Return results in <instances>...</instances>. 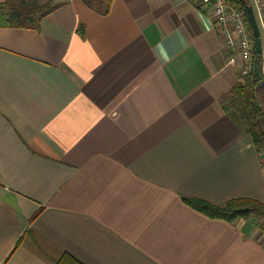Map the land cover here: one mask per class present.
<instances>
[{
	"label": "crops",
	"instance_id": "obj_1",
	"mask_svg": "<svg viewBox=\"0 0 264 264\" xmlns=\"http://www.w3.org/2000/svg\"><path fill=\"white\" fill-rule=\"evenodd\" d=\"M51 4L0 28V264H264L256 227L182 199L264 202L223 27L190 0Z\"/></svg>",
	"mask_w": 264,
	"mask_h": 264
},
{
	"label": "trees",
	"instance_id": "obj_2",
	"mask_svg": "<svg viewBox=\"0 0 264 264\" xmlns=\"http://www.w3.org/2000/svg\"><path fill=\"white\" fill-rule=\"evenodd\" d=\"M87 5L96 12L104 15L109 12L112 0H85ZM227 2L243 11L244 21L251 42L252 67L248 74L240 76L231 90L227 102V110L235 112L244 133L250 136L257 152L264 157V102L261 91L264 89V60L261 54L258 58V72L253 75V59L255 38L245 12L246 2L227 0ZM51 0H4L0 2V28H29L36 27L40 17L52 9ZM185 203L210 217L229 223L244 220L264 232V202L250 198H235L217 205L199 198L182 197ZM54 264H81L73 257L63 254Z\"/></svg>",
	"mask_w": 264,
	"mask_h": 264
},
{
	"label": "built area",
	"instance_id": "obj_3",
	"mask_svg": "<svg viewBox=\"0 0 264 264\" xmlns=\"http://www.w3.org/2000/svg\"><path fill=\"white\" fill-rule=\"evenodd\" d=\"M208 11L215 26L223 27L224 44L234 47L239 57L238 74L244 76L252 67L251 42L243 11L231 6L227 0H190ZM251 6L259 32L264 36V0H247ZM264 71V65L262 66Z\"/></svg>",
	"mask_w": 264,
	"mask_h": 264
},
{
	"label": "water",
	"instance_id": "obj_4",
	"mask_svg": "<svg viewBox=\"0 0 264 264\" xmlns=\"http://www.w3.org/2000/svg\"><path fill=\"white\" fill-rule=\"evenodd\" d=\"M237 1H244V2H246L245 12L247 14V19L249 21V25H250V27L252 29V33H253L254 38H255V52H256V55H255V57L253 59V75L255 76L257 74V72H258L257 63H258L259 55L261 54L260 34H259V30H258L256 21H255V18H254V14H253L252 8L247 3V0H237Z\"/></svg>",
	"mask_w": 264,
	"mask_h": 264
},
{
	"label": "rangeland",
	"instance_id": "obj_5",
	"mask_svg": "<svg viewBox=\"0 0 264 264\" xmlns=\"http://www.w3.org/2000/svg\"><path fill=\"white\" fill-rule=\"evenodd\" d=\"M259 34H260V40L264 43V36H263V34L261 33V31L259 32ZM263 227H264V225H263ZM258 231L260 232V233H259V234H260V238H262L263 241H264V232L260 231L259 229H258Z\"/></svg>",
	"mask_w": 264,
	"mask_h": 264
}]
</instances>
